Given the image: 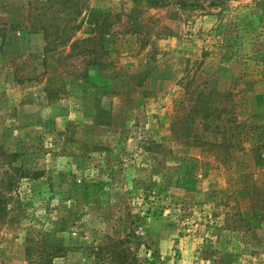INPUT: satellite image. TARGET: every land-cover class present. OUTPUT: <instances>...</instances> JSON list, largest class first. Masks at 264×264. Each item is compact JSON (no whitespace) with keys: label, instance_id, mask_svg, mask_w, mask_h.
I'll use <instances>...</instances> for the list:
<instances>
[{"label":"rangeland","instance_id":"obj_1","mask_svg":"<svg viewBox=\"0 0 264 264\" xmlns=\"http://www.w3.org/2000/svg\"><path fill=\"white\" fill-rule=\"evenodd\" d=\"M159 1L0 0V264H264V0Z\"/></svg>","mask_w":264,"mask_h":264},{"label":"trees","instance_id":"obj_2","mask_svg":"<svg viewBox=\"0 0 264 264\" xmlns=\"http://www.w3.org/2000/svg\"><path fill=\"white\" fill-rule=\"evenodd\" d=\"M175 3H178L180 4L181 6H192V5H196V3L194 2H180V1H176ZM154 4L155 5H158V6H163V5H167L168 3L166 2H161L159 0H154ZM101 13V10H98L96 8H89V15H88V23L90 25H93L94 27H98L100 26V22H102V15L100 16ZM209 110V114L210 112L213 111V107L212 106H209L208 108ZM192 117L195 118L196 115L199 116V117H202V118H205L204 116V111L205 109H202V108H199V107H196L194 106V108L192 109ZM203 112V113H202ZM202 113V114H201ZM181 118L177 117L176 120H180ZM16 154H7L6 156L8 157H14ZM24 156L25 154H22L21 153V163L18 164V165H13L12 162H10L11 164L9 169H11V171H13L15 173V175H11L9 173H7V170L5 169L4 173H6V177L3 178V179H0V183L2 182L3 184L0 186V188L4 189L5 190V187H9L11 185V183L14 182V179H15V176H16V179L19 178V177H22L26 174H33L35 176L39 175L38 172H35L33 171L32 169H30L28 166H24L23 164L26 163V161L24 160ZM80 185H82V188H83V201H88V202H91L94 198H95V193L97 192V190L99 189V186L101 185L100 182H80ZM4 187V188H3ZM6 199H7V195H6V192L4 191L3 192H0V214H2L4 211H5V205H6ZM51 252V251H49ZM47 252V253H49ZM43 253V255L45 256L44 252H41ZM48 255V254H47ZM54 255L51 254V256L49 255L48 257H39L40 260L44 259L45 263L46 264H51V261H52V256ZM55 256V255H54ZM125 263V261H123Z\"/></svg>","mask_w":264,"mask_h":264}]
</instances>
